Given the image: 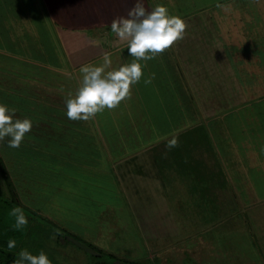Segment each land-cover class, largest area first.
I'll return each mask as SVG.
<instances>
[{
    "label": "rangeland",
    "instance_id": "rangeland-1",
    "mask_svg": "<svg viewBox=\"0 0 264 264\" xmlns=\"http://www.w3.org/2000/svg\"><path fill=\"white\" fill-rule=\"evenodd\" d=\"M153 1L166 5L170 14L181 16L187 28L209 19L214 25L223 26V30L228 24L233 37H236L237 25L241 24L238 12L252 15V33H247L251 40L246 42V47L242 45L231 51L255 49L253 51L262 56L261 69L264 70V0ZM135 2L0 0V55L19 54V59L23 60L19 61L21 69L22 64L28 67L24 61L29 59L56 61L64 58L60 52L59 31L53 23L59 14L65 17V25L72 26L71 21L81 25L78 19L85 21L83 25L88 26L90 36L96 31L109 34L113 18L126 16ZM154 2L151 0V5ZM148 3L149 0H144L145 7L150 10ZM103 17L106 22H102ZM196 35L195 32L192 38ZM189 36L185 32L181 41V45L186 41L188 49ZM116 43L114 40L112 44ZM188 49L185 51L189 52ZM174 50L172 46L147 62L142 79L132 86L131 98L124 101L126 106L121 103L114 110L100 113L102 144L98 152L102 158L91 153L89 146L79 155V146L73 144L71 137L67 142H61L58 137L67 135L64 124L55 126L58 137L57 140L52 138L50 146L38 134L48 132L46 129L31 130L29 134L32 135L26 134L18 148H9L7 139L0 141L10 180L24 203L22 209L29 220L17 256L24 249L34 255L43 250L52 264H91L97 257L79 246L74 241L77 240L101 250L100 259L112 261V257L117 258L114 264L117 261L126 264H239V256L247 259L255 253L258 254L253 258L255 263L263 264L262 254L254 249L257 243L253 241L264 232L259 227V224L264 225V76L257 75V79L245 81V85L250 86L248 91H253L246 101L206 117L204 112L201 111V115L197 111L193 95L200 105L212 97L195 94L192 85L202 88L203 82L193 81L189 86V79L180 72ZM109 54L113 68L132 59L126 43ZM149 77L154 78L150 84H145ZM60 91H54L56 96L65 95L64 90ZM214 94L218 95L216 90ZM213 98L221 102L220 97ZM89 122L93 123L91 119ZM173 138L178 144L169 149L168 141ZM69 143L71 147L67 145ZM150 143L153 144L148 145ZM53 144L70 152L58 147L49 150L55 147ZM25 145H30V151H21ZM47 150L50 155L53 152L57 153L53 156H62V160L47 162V158H52L45 154ZM18 154L21 156H16ZM124 156L151 159L150 168L138 166L136 171L132 169L135 179L140 180L135 186L149 203L154 198L148 195L156 191L145 176L150 174L149 170L164 174L166 194L163 203L165 211L169 210L164 213L172 214V222L178 221L179 232L174 233L173 229L171 233H164L160 229V235L151 237L145 233L122 179L120 166L124 164L117 167L118 160ZM138 169H144L145 176L138 177ZM8 196L7 187L0 179V232L8 229L9 235L16 231L23 233L12 228L15 218L9 212L15 206L7 203ZM250 222L255 224L254 228ZM148 229L151 232V227ZM59 231H67L70 235L59 237ZM200 238L204 242H199ZM170 255H174L176 261Z\"/></svg>",
    "mask_w": 264,
    "mask_h": 264
},
{
    "label": "crops",
    "instance_id": "crops-1",
    "mask_svg": "<svg viewBox=\"0 0 264 264\" xmlns=\"http://www.w3.org/2000/svg\"><path fill=\"white\" fill-rule=\"evenodd\" d=\"M150 1L151 0H149L148 6H150L151 9L157 4L152 0L154 3L151 5ZM65 11L66 10H62V12ZM100 12H103V10H100ZM196 14L197 13L191 14L186 17L190 18ZM209 14L211 17L213 16L212 10L209 11ZM238 16H240L239 23L241 24L237 25L236 37L232 36L233 32L229 29L230 26H227L228 24H225L226 28L224 27L225 30H223V26L214 25V23H211V20L207 19L206 23H202L201 21L186 29V33L190 35L189 38L191 39H188L189 41L187 40L189 42V49L186 46L185 40L183 45H181V41H179L180 43L177 47V44L174 45L175 57L179 63L180 72L189 79L187 80L189 86L192 85L193 81L203 82L202 88L198 86L194 87L193 85L191 88H193V91L196 90L195 94L197 96L203 95L212 97L209 99V102L205 101L204 104L200 105L196 96L192 94L196 101L197 111L201 113V115L202 112H204L206 117L218 115L220 112L223 113L228 109L235 108L240 103L246 101L248 96L251 97L253 91H248L250 86L245 85L247 83L245 81L250 78L253 80L257 79V75L264 76V70L261 69L262 61L260 58L262 56L256 51H253L255 49H249L248 52L246 49L231 51V48L241 47L242 45L246 47V42L248 43V40H251L247 37V33H252L250 30L252 15L245 13V11H239ZM101 19L102 22H106L105 17ZM64 22L65 17L61 14H59L57 20L53 22L54 24L56 23L55 25H57L59 31V38L61 39L60 52H62V55H65L64 58H58L56 61L48 59H45V61H33L29 59L30 61H24L27 63L28 67L26 68L24 64H22L23 68L21 69L19 54L16 55L17 57L7 56L5 53L0 55V103H5L10 108H15L16 118H30L33 121L31 130H48L46 133H38L44 137L47 142L46 145L50 146L52 138L56 137L57 140L58 131L55 129V126L64 124L63 126L67 131V135H65L66 137L62 135L65 138L64 140L62 136L58 137L61 142H67L71 137L73 139V144L79 146V155L83 154L89 146L91 153L95 155L99 154V157L102 158L101 153L98 152L102 144L101 114H97L94 119H91L93 123L89 121L69 120L66 115L67 108L65 99L69 92L75 94L82 82V77H80L81 74H79L81 66L103 60V54L105 52L111 53L126 42L120 41L112 32L104 34L96 31L97 33H95V35L90 36L87 31L88 26L83 25L86 24L83 20L78 19L77 21L81 25H77L74 21H71L74 23L72 26L68 25V23L65 25ZM195 32L197 37L195 36V38H192ZM114 40L117 42L116 44H112ZM89 49L91 52L88 51ZM187 49L189 52L185 51ZM71 50L73 51L71 52ZM185 61L187 62L185 63ZM188 63H190V67L187 66ZM187 67L189 68L187 69ZM61 72L64 73L63 76ZM259 79H262V77ZM59 89L62 90L60 93L64 90L65 95L61 93V97L56 96L54 91ZM204 89L207 91L203 93L202 90ZM214 90H216L218 95L214 94ZM197 91L200 92L197 94ZM216 96L220 97L221 102H216L213 98ZM121 103H123L122 106L127 105L124 101ZM105 111L108 110L106 109ZM211 112L213 115H211ZM96 118L97 122H95ZM61 133L63 134V132ZM28 134L29 133H27V135ZM151 144L153 143L148 145ZM53 145L55 147L48 149L51 150L58 147L57 144ZM67 145L71 147L70 143ZM91 147L94 148L91 150ZM96 147H98V149ZM58 149L64 151L62 146H59ZM49 150H47L45 154L47 156H52V158H47V162L48 160H50V162H54L56 159H58L59 162L62 160V156H53V154L57 153L51 152L52 155H50ZM64 152H70V150ZM149 160L151 159H148L146 156H124L118 160L120 163H118L117 167L124 164V166H120L123 173L122 179L124 180L125 186L134 204L133 207L141 220L145 233H147L149 237L160 235V229H162L164 233H171L173 229L174 233H176L175 231L179 232L177 228V226H179L178 221L174 220L172 222V214L165 215L164 213L169 211H165V205L163 203L164 195L166 194L163 180L164 174L149 170L150 174L145 176L144 169H138L140 170L138 177H148L149 181H151L153 190L156 191H152L153 193L148 195L149 198H154L152 203L147 202L145 197L142 196L141 192L135 186L136 183H140V180L134 177L136 169L138 166L150 168L151 164ZM134 168L135 171H132ZM134 194H136V196H134ZM249 216L252 217L251 212ZM250 224L252 223L250 222L249 225ZM251 226L254 228L255 224ZM149 227H151V232H149ZM259 227L264 230L263 224H259ZM199 242H204V239L200 238ZM253 242L257 243L254 249H258L261 252L260 254H262V261L264 264V232L259 238L255 237V241ZM239 252L241 253V251ZM240 253L238 255H240ZM257 255L258 254L255 253L253 257L250 256L247 259L246 256H239V264H256L253 258H257Z\"/></svg>",
    "mask_w": 264,
    "mask_h": 264
},
{
    "label": "clouds",
    "instance_id": "clouds-1",
    "mask_svg": "<svg viewBox=\"0 0 264 264\" xmlns=\"http://www.w3.org/2000/svg\"><path fill=\"white\" fill-rule=\"evenodd\" d=\"M186 29V21L179 15L170 14L166 5L157 4L149 10L144 0H136L126 16H117L111 22V32L120 41L126 42L131 61L113 68L110 54L105 52L101 64L81 66L82 82L75 94L69 92L65 99L67 118L72 121H89L106 109L114 110L122 101L130 99L132 86L142 79L147 62L182 41ZM153 78L149 77L144 83L150 84ZM15 113V108L0 103V141L7 138L9 148H18L33 127L30 118H16ZM177 144L178 141L173 138L168 141L167 147L171 149ZM9 215L15 218L13 230H22L29 223L21 207H13ZM7 247L14 249L16 241L10 239ZM13 264L52 262L43 250L34 255L24 249L19 252Z\"/></svg>",
    "mask_w": 264,
    "mask_h": 264
},
{
    "label": "trees",
    "instance_id": "trees-1",
    "mask_svg": "<svg viewBox=\"0 0 264 264\" xmlns=\"http://www.w3.org/2000/svg\"><path fill=\"white\" fill-rule=\"evenodd\" d=\"M223 1H226V0H218L215 2L216 3H222ZM131 133H133V132H131ZM136 145H138V144H136ZM30 149H31L30 145H25V148H21V151L25 150L27 152V151H30ZM21 151H19V152H21ZM1 152L2 151L0 150V171L4 177V180H5V183L7 186V190L9 193V196L7 197L6 201L10 205L23 208L22 205H24V203L20 200V196L17 193V190L14 188L12 181L10 180L11 176L9 175V170L5 164L4 157H2L4 155ZM31 153L32 152H30L28 154L30 155ZM16 156H20V154H18ZM31 211L34 212L35 215L40 217V215H38L37 212H35L33 210H31ZM47 222L51 223L50 220H47ZM28 226L29 225H27L24 229H22L23 233H19V234H17L16 233L17 231H16V232H12L11 235H9L10 233L8 232L9 231L8 229L0 232V264H13V261L16 258H18L16 251L20 247V244L22 243V240L25 236V233L28 230ZM7 233H9V234H7ZM58 234H59V237H67L68 235H70L67 231H59ZM10 239H14L16 241V247L14 249H8V247H7V243ZM99 251L98 252L101 253V255L93 254L97 257V259L95 261H93L91 264H114V260H116L117 258L112 257V261H105V260L99 258L103 255V252L101 250H99ZM170 256L171 257L173 256V260L176 261L177 258L174 255H170ZM126 263L120 261V264H126ZM129 264H140V263L129 262Z\"/></svg>",
    "mask_w": 264,
    "mask_h": 264
},
{
    "label": "water",
    "instance_id": "water-1",
    "mask_svg": "<svg viewBox=\"0 0 264 264\" xmlns=\"http://www.w3.org/2000/svg\"><path fill=\"white\" fill-rule=\"evenodd\" d=\"M0 179L1 181L3 182L4 184V187L6 188V183H5V180H4V177L0 171ZM79 246H81L82 248H84L86 251L92 253V254H95V255H101V253H99L98 251H96L95 249L91 248L90 246H87L86 244H83L77 240H74ZM116 264H120V261H117Z\"/></svg>",
    "mask_w": 264,
    "mask_h": 264
}]
</instances>
